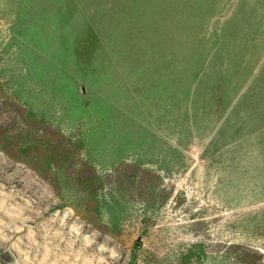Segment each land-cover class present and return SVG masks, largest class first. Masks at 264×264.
Segmentation results:
<instances>
[{"label":"rangeland","instance_id":"1","mask_svg":"<svg viewBox=\"0 0 264 264\" xmlns=\"http://www.w3.org/2000/svg\"><path fill=\"white\" fill-rule=\"evenodd\" d=\"M0 264H264V0H0Z\"/></svg>","mask_w":264,"mask_h":264}]
</instances>
